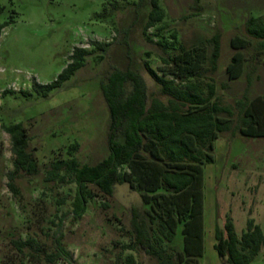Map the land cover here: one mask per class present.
Instances as JSON below:
<instances>
[{"label":"rangeland","instance_id":"374dc122","mask_svg":"<svg viewBox=\"0 0 264 264\" xmlns=\"http://www.w3.org/2000/svg\"><path fill=\"white\" fill-rule=\"evenodd\" d=\"M158 3L164 15L147 28L148 38L144 24L151 0H0V124L23 122L29 134L27 149L39 162L37 173L18 174V191L13 192L6 175L14 167L11 137L0 126V264H157L155 255L133 243L134 214L146 220L148 214L138 190L121 182L107 194L89 183L94 195L81 217L73 219L75 182L48 181L45 168L54 158L68 156L73 142H78L72 154L80 163L106 157L110 115L101 82L115 68L137 70L145 78L149 102H166L168 96L143 64L149 60L160 74L171 77L174 65L163 57L180 45L204 48L202 86L207 89L206 82L213 81L216 102L232 109L230 116L218 113L231 118L230 127L214 140L213 159L202 165L204 249L199 263L222 264L214 247L215 230L223 228L228 216L237 234L248 217L264 233V136H246L238 128L239 102L264 95V47L246 29L250 16L264 19V0ZM215 33L220 35V55L211 69L210 39ZM159 38L168 46L159 44ZM92 39L109 44L87 55L83 65L47 95L33 89V77L51 81L73 46L92 48ZM233 55L237 61L231 73L227 66ZM64 211L68 213L62 241L74 261L50 262L45 254L54 249V233ZM15 239L31 242L19 250ZM171 247H182L180 223ZM245 264H264V244Z\"/></svg>","mask_w":264,"mask_h":264},{"label":"trees","instance_id":"16d2710c","mask_svg":"<svg viewBox=\"0 0 264 264\" xmlns=\"http://www.w3.org/2000/svg\"><path fill=\"white\" fill-rule=\"evenodd\" d=\"M158 0H151V8L144 24V33L163 17ZM0 25V27H2ZM159 29V28H158ZM249 34L260 38L264 47V19L250 16L246 21ZM155 34H159L156 30ZM174 36V34H173ZM160 39V38H159ZM157 39L159 44L166 42ZM92 48L75 45L68 54V61L49 82L32 78V87L47 95L60 86L78 68L87 55L95 49H106L109 41L92 39ZM210 42V68L215 69L220 55V35L215 33ZM164 61L174 66L171 77L160 74L144 60V68L160 85L167 101L153 98L149 102L147 84L143 75L130 68L112 70L101 89L109 108V154L96 163H80L72 151L78 142L68 146V156L54 158L45 168V179L60 182L74 181L75 196L72 201L73 219L81 217L86 201L94 193L88 186L95 184L107 193L113 192L117 183L128 182L141 193L148 205L147 220L132 218L134 244L157 257V264H200L203 254V163L213 159L211 149L220 132L230 127L232 109L214 99L213 81L205 89L199 75L206 70V53L198 45L169 52ZM237 56L233 55L227 66L232 73ZM234 69V68H233ZM183 80H178L176 76ZM130 87H128V85ZM238 108L239 131L246 136H264V95L241 100ZM227 112L228 116L220 115ZM0 126L10 134L14 154L12 169L7 170L8 185L17 193L15 182L21 171L34 174L39 171L37 157L27 149L29 134L23 122L4 123ZM68 211L58 219L54 233V249L45 254L48 261L61 258L73 262L70 250L62 241V226ZM181 224L182 247H171L178 224ZM214 247L222 264L248 263L264 244V233L253 217H248L246 227L237 234L230 216L223 228L216 227ZM31 240L15 239L19 250ZM127 244L133 247L134 244Z\"/></svg>","mask_w":264,"mask_h":264}]
</instances>
